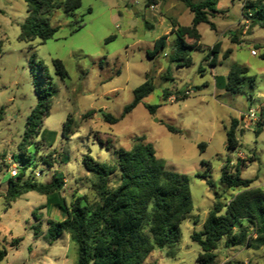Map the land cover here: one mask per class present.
<instances>
[{
    "label": "rangeland",
    "instance_id": "obj_1",
    "mask_svg": "<svg viewBox=\"0 0 264 264\" xmlns=\"http://www.w3.org/2000/svg\"><path fill=\"white\" fill-rule=\"evenodd\" d=\"M247 1L218 0V11L210 17L215 30L204 23L198 25L200 49L192 52L191 66L179 68L170 60L175 43L173 22L190 26L193 14L178 0H158L156 5L147 0H82L74 15L57 10L51 24L59 30L45 43L20 39L21 25L28 16L25 1L0 0V249L8 252L0 264H77L69 233L49 244V222L63 221L59 208L63 199L68 206L78 199L97 201L92 189L95 177L83 164L86 157L114 166L116 152L132 149L140 136L153 145L167 170L188 177L194 207L181 225L176 257H169L167 249H155L144 264H198L201 247L193 241V233L203 229L215 204L223 205L224 214V205L243 191L221 182L222 167L228 164L231 171L238 169L243 179L253 180L251 188L264 190V28L246 18ZM163 35L169 36L166 48L150 58L148 52ZM110 38L115 39L108 42ZM217 42H221L219 60L212 67L209 55ZM55 59L63 62L68 72L65 79L56 74ZM39 62L47 66L44 80L53 88L43 123L47 131L23 141L27 118L39 100L32 72ZM234 65L246 67L255 78L253 87L245 83L243 94L215 85V76L226 77ZM147 78L155 89L143 103L118 123L105 122L103 113L121 117L134 90ZM165 92L173 94L166 101ZM184 93L189 97L176 102L175 96ZM145 104L160 107L151 115ZM91 110L96 113L85 117ZM69 116L72 130L65 137ZM232 119L239 120L236 134L241 145L236 150L226 147ZM166 125L180 132H170ZM18 154L31 164L25 181L35 178L30 181L51 184L60 173L63 189L19 195L8 208L4 196L13 165L21 166L14 159ZM40 171L41 176L35 177ZM119 176L111 177L109 188L118 186ZM215 253L216 264H264V248L228 245L225 238Z\"/></svg>",
    "mask_w": 264,
    "mask_h": 264
},
{
    "label": "trees",
    "instance_id": "obj_2",
    "mask_svg": "<svg viewBox=\"0 0 264 264\" xmlns=\"http://www.w3.org/2000/svg\"><path fill=\"white\" fill-rule=\"evenodd\" d=\"M23 1L28 6V16L21 25L20 39L27 43L36 39L45 43L52 39L59 30V27L51 24L57 10L62 9L65 13L74 15L82 6V0ZM178 1L184 3L193 14L190 26L173 22L172 34L175 35V43L170 60L181 68L191 66L192 52L200 49L198 42L202 36L197 29L198 25L204 23L209 25L211 30H215V24L210 21V17H214V13L218 11V0ZM147 3L156 5L158 0H147ZM244 11L253 26L264 28V0H248L244 5ZM82 27V24L79 25L73 32ZM151 28L149 26V29ZM168 38V35H163L157 39L154 50L148 52V56L154 58L164 50ZM114 39L110 38L108 42ZM188 39L193 42L189 43ZM220 49L221 42L212 47L209 55L210 66L218 65ZM225 58H228L227 54ZM53 65L61 79L68 77L61 60H53ZM38 66V69L32 66V72L39 100L27 118L23 141L42 136L47 131L43 129V123L49 114L53 88L50 82L44 80L43 75L48 72L47 66L42 62H39ZM248 74L249 70L246 67L234 65L226 77L215 76V85L218 89L232 94H243L246 82L250 83V87L255 84V78ZM154 89L152 80L147 78L134 90L133 100L124 107L121 117L103 113L105 122L116 124L121 121L143 103ZM171 96L173 94L165 92V101ZM188 97L185 93L182 96L177 95L175 101ZM159 107L160 105L145 104L151 115H155ZM95 113V110H91L85 117ZM72 124L73 119L69 116L64 123L65 137L71 133ZM238 126L239 120L232 119L230 127L226 130V147L229 150H236L241 145L236 134ZM166 127L170 132H180L171 125ZM259 133L260 131L257 132L258 135ZM116 153L118 161L114 166L100 163L90 156L84 159L85 168L95 177L92 189L97 201L89 203L78 199L68 206L63 199L59 203V208L64 219L61 222H49L47 232L49 244H53L65 232L69 233L76 247L77 264H144L155 249H167L169 257H176L177 245L182 239L181 225L194 208L188 177L167 170L165 162L156 156L153 145L144 136L135 139L132 149H119ZM14 159L21 168L16 177L11 176L12 180L4 196L8 208L19 195L32 191L52 194L63 189L64 178L60 173L54 175L51 184L30 181L35 178L25 181L24 175L31 164L20 154L15 155ZM203 165L210 166V163L203 162ZM117 173L120 174L119 184L111 189L110 179ZM221 182L228 188H242L243 191L234 195L229 203L224 205L226 207L224 214L223 205L215 204L204 222L203 229L193 233V241L201 247L197 257L198 264H216L215 251L224 238L228 245H246L250 249L264 248V190L251 188L253 180L243 179L239 170L231 171L228 164L222 167ZM244 222L247 226H244ZM237 227H240L239 232L235 231ZM7 254L5 248L0 249V263Z\"/></svg>",
    "mask_w": 264,
    "mask_h": 264
},
{
    "label": "built area",
    "instance_id": "obj_3",
    "mask_svg": "<svg viewBox=\"0 0 264 264\" xmlns=\"http://www.w3.org/2000/svg\"><path fill=\"white\" fill-rule=\"evenodd\" d=\"M253 55H256V51L253 50L252 51ZM19 173V166H17L16 164L13 165V170L11 171V175L12 177H16ZM41 176V171L36 173L35 177H40Z\"/></svg>",
    "mask_w": 264,
    "mask_h": 264
}]
</instances>
